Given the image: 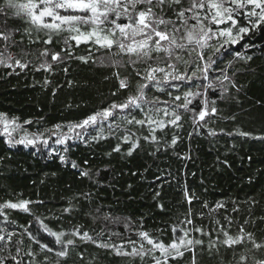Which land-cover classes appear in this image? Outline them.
I'll return each instance as SVG.
<instances>
[{"label": "snow or ice", "instance_id": "1", "mask_svg": "<svg viewBox=\"0 0 264 264\" xmlns=\"http://www.w3.org/2000/svg\"><path fill=\"white\" fill-rule=\"evenodd\" d=\"M81 45L87 55L77 54ZM258 45L264 50V0H0L5 76L26 70L51 76L62 70L67 76L70 62L79 61L99 66L103 79L118 85L99 107L51 126L43 116L21 123L0 112V135L9 148L48 147L55 137L66 154L70 141H115L103 153L109 158L103 167L57 153L85 183L76 191L69 185L65 206L48 209L50 215L39 211L43 200L0 202V264H264V209L257 212L261 202L252 196L210 204L185 186L186 210L154 231L144 228L143 218L116 216L103 196L114 187L108 180L114 154L183 162L193 159L197 138L214 145L226 137L233 141L229 151L237 138L264 146V111H256L264 110V99L245 108L241 98H248L241 78L253 72L249 50ZM50 84L45 76L42 86ZM65 85L76 86L71 79L57 84L53 99ZM245 119L259 128L245 129ZM34 123V132L24 127ZM185 141L187 151L181 152ZM247 160L253 163L251 155ZM216 165L232 166L220 156ZM150 170L144 166L145 173ZM257 175L264 176V169ZM170 178L175 179L170 170L158 168L152 183L162 186ZM153 199L167 214L160 191ZM12 212L30 219L19 223ZM111 225H123V231Z\"/></svg>", "mask_w": 264, "mask_h": 264}, {"label": "trees", "instance_id": "2", "mask_svg": "<svg viewBox=\"0 0 264 264\" xmlns=\"http://www.w3.org/2000/svg\"><path fill=\"white\" fill-rule=\"evenodd\" d=\"M77 54L87 55L84 45L77 50ZM249 54L254 56L253 72L241 78L245 82L248 96L241 97L245 108L255 100L264 99V50L258 45L249 50ZM70 63L71 69L67 76L62 70H57L55 76L29 70L18 76H5L7 70L0 68V112L6 113L9 117H19L21 123L26 119L35 121L43 116L47 125L51 126L57 122L81 118L84 111L90 112L99 107L110 90L118 86L114 80L103 79L105 70L99 66L90 67L79 61ZM45 76L52 80V84L46 88L42 86ZM66 79L73 80L76 86L69 88L65 85L57 91L53 99L52 89L57 84H64ZM67 104H72L73 107L68 109ZM77 104L81 107L76 108ZM256 111L258 114L264 110ZM243 126L245 129L259 128V125L249 124L247 119L243 121ZM24 127L29 132H34L37 125L34 123ZM5 139L6 137L0 135V156L5 157V160L0 162V202L8 199L43 200L45 205L39 206V211L50 215L47 213L48 209L55 212L65 206V197L71 195V192L67 191L69 185L72 186V191L84 186L85 182L78 178L76 170L60 162L57 153L65 154L64 146L55 144V137L49 140L48 147L40 148L22 145L9 148L4 142ZM234 142L237 145L236 149L229 151L233 141L226 137L220 138L214 145L197 138L192 142L193 159L183 162L174 156H161L153 162L143 156L124 158L114 154L111 158V167L115 171L108 176L114 187L104 191V202L111 205V211L116 216L130 217L134 221L143 218L144 228L149 231L172 223L186 210L187 205L183 196L185 186L210 204L236 198L244 200L252 196L261 202L257 206L259 213L260 209H264V176L257 175V170L264 169V163H261L264 161V151H261L264 146L252 141L245 142L240 138ZM69 143L73 147L65 155L70 160L81 163L88 159L94 167H103L109 160L103 153L110 150V144H114L115 141L102 140L99 145L90 146L78 141ZM179 150L187 151V141L180 145ZM249 155L253 157L251 165L247 160ZM217 156L221 159L226 157L232 165L231 168L216 165ZM145 165H151V170L147 173L144 172ZM158 168L162 173L170 170L175 179L170 178L169 182L163 183L162 186L160 183H152ZM133 172L142 175L133 176ZM249 176L253 177L251 184L248 183ZM202 177L205 181L203 186L200 183ZM129 184L132 185L131 189L128 188ZM154 191L161 192L160 202L164 203L167 214L162 213L156 206L157 201L153 199ZM11 214L19 223H27L30 219L24 213ZM79 223H85V220L79 218ZM110 227L116 231H123V225ZM168 231L170 235V229ZM76 264H79V261Z\"/></svg>", "mask_w": 264, "mask_h": 264}]
</instances>
